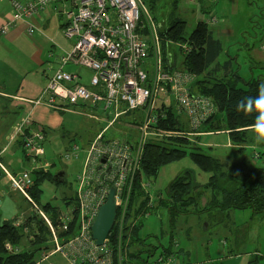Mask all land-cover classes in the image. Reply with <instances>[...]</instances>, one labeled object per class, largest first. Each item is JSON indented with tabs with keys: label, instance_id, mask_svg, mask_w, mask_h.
I'll use <instances>...</instances> for the list:
<instances>
[{
	"label": "built area",
	"instance_id": "2783aa9c",
	"mask_svg": "<svg viewBox=\"0 0 264 264\" xmlns=\"http://www.w3.org/2000/svg\"><path fill=\"white\" fill-rule=\"evenodd\" d=\"M59 1L69 2L62 11L66 18L63 35L73 45L60 58L58 68L34 104L63 112L82 108L101 115L107 126L88 146L74 144L66 154L68 159H81L82 168L77 176L76 206L73 211L58 215V225L30 194L34 187L32 173L47 172L52 166L44 159L47 138L43 128L27 129L30 117H25L15 132L23 134V148L31 169L14 174L1 159L0 168L8 176L11 189L22 193L50 229V246L42 250V259H36L35 264H43L57 254L68 264H121L131 193L145 146L153 139L206 135L202 128L217 113V108L211 98L191 91L194 75L167 69L160 25L144 0H11V18L0 27V37L19 22L46 13ZM35 31V25L29 22V33ZM179 46L188 51L187 45ZM68 65L89 70V86L78 72L66 70ZM169 108L188 125V131L159 127L160 121L167 120ZM116 126L120 134L107 137L108 130ZM151 186L146 182L145 189L150 194ZM113 187L118 206L113 228L117 226L120 232L118 263L110 238L114 229L103 245H97L92 232L99 210ZM150 197L148 206L155 201L152 194ZM20 224L21 221L16 223ZM73 224L74 233L69 234ZM7 248L21 251L10 244ZM158 262L171 264L166 258Z\"/></svg>",
	"mask_w": 264,
	"mask_h": 264
},
{
	"label": "rangeland",
	"instance_id": "374dc122",
	"mask_svg": "<svg viewBox=\"0 0 264 264\" xmlns=\"http://www.w3.org/2000/svg\"><path fill=\"white\" fill-rule=\"evenodd\" d=\"M175 1L159 0L157 7L152 12L155 21L160 25V29L168 27L176 18H181L187 22V35H190L201 21H206L213 29L228 25L230 27L229 33L225 35H218L216 33V36L221 39L224 45L223 53L220 55L218 62L224 63L229 58L234 57L236 58V60L234 59L235 68L239 69L241 76L245 80L253 77L264 80V0H182L177 8H175ZM61 23H66L64 15ZM44 36L47 39L50 38V35L47 33ZM69 44L73 45V41L69 40ZM175 53H177L175 55L177 58L175 60L177 64L176 68L181 69L184 58L177 51ZM55 54L54 57L51 58L48 55L49 58H47L52 62V67L56 69V62L62 56L58 58L59 54L56 52ZM66 70L78 72L83 78V83L89 86L91 77L89 70L75 65H68ZM48 74H53V70L51 69ZM45 84L46 88L48 84L46 79ZM93 114L88 110L78 107L72 108L71 111L62 112V120L57 127V131L49 135L45 144L46 153L44 159L52 164L49 170H51L53 176L56 177L60 172H65V182L46 181L42 183V192L39 199L41 204L51 203L63 211L74 210L76 206L74 201L77 189L76 179L80 170V160L74 157L68 159L66 158V154L74 143L82 146V144L88 142V140L92 139L107 126V123L101 121V115L94 114L95 118H92L91 116ZM12 118H8L5 115L0 116V121L2 122L1 127L9 126ZM23 119L24 116L20 117L15 126ZM217 122V125L224 124V120ZM35 129H41V127ZM220 129L225 131L224 127ZM123 130L127 129L124 128ZM119 134L120 130H118V126L109 129L106 133L107 137H114ZM250 136L256 137V133L251 131ZM1 139L0 142L3 145L8 143V140L2 134ZM191 139L193 145L200 146L203 153L219 158L222 161H228L231 165H236L240 162L243 165L242 162L253 161L252 156H254L255 159H258L255 161L256 163L253 161L254 166H264V161L260 159L264 156L260 154L261 149L259 146L251 145L250 141H248V144L252 147L249 146L246 149L239 150L235 146H228L226 133H207L204 136H193ZM256 150L259 153H256ZM18 156L20 159L24 157L22 151L18 152ZM29 169H31L30 162L27 170ZM186 170H191L194 173L198 184L206 185L208 183L209 173L200 170L192 158L186 155L163 167L155 179L146 180L143 188H146V182H150L152 184L150 192L153 198L157 199L159 195L166 196V189L169 184ZM198 190L202 192L200 187L194 183L192 193L197 195L199 193ZM132 197L133 192L131 193V200ZM67 198L74 200L67 204ZM209 198L210 196L204 197V203L202 201L197 206L190 207V209L192 208L194 212L201 216H193L192 214L182 217L178 216L172 221L166 210L157 211V209H154L148 218H145V214L141 213V217L135 223H132V225H136L143 218L140 236L145 238L146 245L148 246H160L164 244L168 247L171 241V235H174V242L172 243L173 253L170 255L161 254L162 248H160L150 258V264H160L158 262L160 258H166L167 261L170 259L171 264H178L175 256L178 257L179 255V246L185 249L187 247L190 252L193 250L190 257L187 258L188 264H231L226 259L230 250L233 252L237 248H242L248 252H254L253 249L262 244L264 240V217L262 218V214H254L255 216L253 217L251 212L242 210L230 214V218L223 219L221 216H217V214L215 218H212L207 212L202 211L205 209ZM154 203L157 206V201H154ZM30 206L33 213H37L31 204ZM244 225H247V227L244 228ZM242 227L246 231L250 230V233L248 236L245 235L238 240V234L242 230ZM231 231H235L234 234ZM133 232L134 229L130 232L131 235H128L129 237L126 240L122 238L124 249L123 254L121 253L122 258L119 260L121 264H136L130 258V254L144 249L141 244H132V242H135ZM46 246H50L49 241L43 247ZM20 248L22 250L30 248V244L26 238ZM143 257L147 259V254H143ZM221 257H224L226 260L220 261L219 258ZM41 259L42 250L37 254V260L40 261ZM43 264L68 263L61 254H57Z\"/></svg>",
	"mask_w": 264,
	"mask_h": 264
},
{
	"label": "trees",
	"instance_id": "16d2710c",
	"mask_svg": "<svg viewBox=\"0 0 264 264\" xmlns=\"http://www.w3.org/2000/svg\"><path fill=\"white\" fill-rule=\"evenodd\" d=\"M144 1L151 13L154 12L159 3V0ZM180 1L176 0L174 2L175 8H177ZM186 29L187 22L181 18H176L168 27L160 29V35L163 39L164 60L167 69H177L175 62L177 60L175 51H177L184 58L180 70L187 71L195 76L191 91L209 97L215 103L217 113L203 126L201 132L218 133L222 131L220 128L224 127L225 131L229 133L230 141L239 150L250 146L248 141L251 142V145L257 146L255 137H251L250 133L254 130L251 126L255 123L259 113L255 108L249 112L238 111L237 104L246 97L258 98L260 86L264 83V80L254 77L245 80L239 69L235 68L236 58L234 57L229 58L224 63L218 62L220 55L223 53L224 45L206 21L199 22L190 35L186 34ZM179 45H187L188 51H185ZM169 109L167 120L160 121L159 127L188 131L187 124L174 113L172 108ZM220 120H224V126L222 124L217 125V121L220 122ZM43 130L47 136L48 130L45 128ZM192 142L190 137L153 139L144 148L123 236L126 240L134 229L133 239L135 242H132V244L137 243L144 247L141 251L130 254V258L136 264H150V258L160 248H162L161 254L170 255L173 253V234L168 247L164 244L160 246L146 245L145 238L140 236L143 218L138 224L132 225L141 217V213L150 216L154 209H157V211L166 210L173 221L180 215L193 214L194 211L190 207L197 206L204 197L210 196L205 209L202 211L207 212L212 218H215L217 214V216L224 219L226 213L232 209H250L256 215L264 214V166H254L255 161L258 159L252 156L254 163L253 161H245L242 162L243 165L240 163L241 166L231 165L203 153L201 147L193 145ZM259 147L263 148L264 143H259ZM186 155L192 158L200 170L209 173L208 183L206 185L198 184L194 173L191 170H186L169 184L166 189V196L159 195L155 199L157 206H155V203L148 206L151 202V194L143 188L144 182L155 179L163 167ZM260 159L262 160L263 156ZM33 179L34 187L30 190L31 196L42 209L48 212L54 224L58 225L57 217L63 210L51 203L41 204L39 199L42 192V183L59 180L52 175L51 170L47 172L36 171L33 173ZM194 183L202 190V192L198 190L197 195L192 193ZM69 199H67V204L74 200ZM74 201L76 203L77 198ZM75 214H77V211H75ZM18 221H21L20 225H16ZM74 226L73 224L69 234L74 233ZM113 229L110 238H112L115 247L118 263L117 245L119 244L120 232H118L119 228L117 229V226ZM116 229L117 231H115ZM50 237L51 232L48 225L37 213H32L24 219L16 217L6 221L2 220L0 213V264H35L37 254L48 248V246H43L51 239ZM25 238L30 244L29 249L12 252L7 248L8 244L14 248H20ZM143 254H147V259L143 257ZM255 258L249 264H257L258 257Z\"/></svg>",
	"mask_w": 264,
	"mask_h": 264
},
{
	"label": "crops",
	"instance_id": "0c3cea01",
	"mask_svg": "<svg viewBox=\"0 0 264 264\" xmlns=\"http://www.w3.org/2000/svg\"><path fill=\"white\" fill-rule=\"evenodd\" d=\"M67 4H69V2L59 1L46 13L33 19L19 22L15 27L9 30L7 35L0 37V110H2V112H0V116L5 115L8 116V118L13 117L10 121L11 124L6 127H1L2 122L0 121V141L2 140L1 134L8 140L6 145H3L2 142H0V159L5 167L12 173L18 174L23 170H27L29 166V161L23 148V134H17L15 132L18 125L21 123L20 122L15 126L19 118L22 116H24V119L25 117H30L27 129L41 127L48 130L46 136L47 139L51 133L57 131V127L62 120L61 116L63 111H55L46 105H35L34 102L42 96L46 85L45 79L48 81L52 76V74H48L50 73V70L52 69L54 72L59 66V61L57 60L56 69L53 68L51 64L52 62L48 60V55L50 57L51 55L54 56L56 52L59 54V58L69 52L72 48V44H69V40L63 35L65 23H61L63 17L62 11L65 9ZM11 11V0H0V27H2L11 18ZM29 22L34 24L36 27V31L33 34L29 33ZM222 28L218 27L213 29L211 27L215 34L225 35L229 33L230 27L228 25H224ZM45 33L50 35L49 39L44 36ZM252 131L255 132L254 130ZM225 133L228 137V146H235L230 141L228 131H219L217 134ZM94 138L95 136L88 140L85 144H82V146H79H88ZM257 146H259V143H257ZM260 149V152L264 154V147ZM19 151H22V154L24 155L22 159L18 156ZM255 152L259 153L257 151ZM78 160H80L79 174L82 168V162L81 159ZM262 160L264 161V156ZM222 162L230 164L228 161ZM240 163L236 165L241 166ZM65 176V172H60L56 177L60 182H65ZM202 201L203 199L201 202ZM249 210L250 209H247V211L251 212L254 217L255 215L253 211ZM236 211L242 210H229L226 213L225 218H230V214L235 213ZM0 213L3 221L12 220L16 217L24 219L33 213L30 203L26 200V198L20 192L11 189L9 178L1 168ZM202 214L204 213L202 212ZM192 215L201 216L196 212ZM180 216L182 217L188 215L183 214ZM263 217L264 214L262 215V218ZM246 227L247 225H244V228ZM244 228L242 227V230L239 231L238 240L245 235L248 236L250 233V230L246 231ZM234 232L235 231H231L233 234ZM178 251V257L175 256L177 263L188 264L187 258L190 257L193 250L190 252L187 247L185 249L179 246ZM253 251L254 252H248L242 248H237V250L233 252L230 250L226 259L228 262H231V264H249L255 257H258L257 264H264V240L262 244L259 247L254 248ZM226 259H224V257L219 258L220 261H225Z\"/></svg>",
	"mask_w": 264,
	"mask_h": 264
},
{
	"label": "water",
	"instance_id": "95a60500",
	"mask_svg": "<svg viewBox=\"0 0 264 264\" xmlns=\"http://www.w3.org/2000/svg\"><path fill=\"white\" fill-rule=\"evenodd\" d=\"M115 195L116 188L113 187L106 203L101 206L93 224L92 232L97 245L104 244L105 239L109 236L111 230L114 227L118 214V206Z\"/></svg>",
	"mask_w": 264,
	"mask_h": 264
},
{
	"label": "clouds",
	"instance_id": "9594fccd",
	"mask_svg": "<svg viewBox=\"0 0 264 264\" xmlns=\"http://www.w3.org/2000/svg\"><path fill=\"white\" fill-rule=\"evenodd\" d=\"M253 108L259 113L255 123L251 126L256 133L255 141L256 143H264V83L260 86L258 98L246 97L237 104L238 111L249 112Z\"/></svg>",
	"mask_w": 264,
	"mask_h": 264
}]
</instances>
